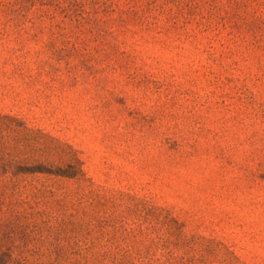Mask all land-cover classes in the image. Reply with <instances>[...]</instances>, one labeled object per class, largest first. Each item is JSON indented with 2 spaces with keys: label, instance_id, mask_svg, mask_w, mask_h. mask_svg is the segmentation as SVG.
<instances>
[{
  "label": "rangeland",
  "instance_id": "1",
  "mask_svg": "<svg viewBox=\"0 0 264 264\" xmlns=\"http://www.w3.org/2000/svg\"><path fill=\"white\" fill-rule=\"evenodd\" d=\"M0 246L264 264V0H0Z\"/></svg>",
  "mask_w": 264,
  "mask_h": 264
},
{
  "label": "trees",
  "instance_id": "2",
  "mask_svg": "<svg viewBox=\"0 0 264 264\" xmlns=\"http://www.w3.org/2000/svg\"><path fill=\"white\" fill-rule=\"evenodd\" d=\"M70 168L71 169H75V166H71ZM72 171H74V170H72ZM72 175H74V174H72ZM13 176L15 177L16 175L14 174ZM62 176H64V177H71L70 175H62ZM0 252H11V251H9V250L4 251L3 248L0 246Z\"/></svg>",
  "mask_w": 264,
  "mask_h": 264
}]
</instances>
